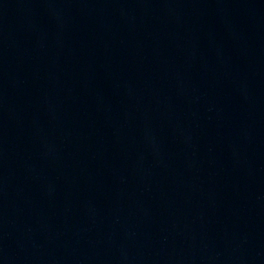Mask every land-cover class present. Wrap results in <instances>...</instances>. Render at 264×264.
<instances>
[{"label":"water","instance_id":"1","mask_svg":"<svg viewBox=\"0 0 264 264\" xmlns=\"http://www.w3.org/2000/svg\"><path fill=\"white\" fill-rule=\"evenodd\" d=\"M0 264H264V0H0Z\"/></svg>","mask_w":264,"mask_h":264}]
</instances>
